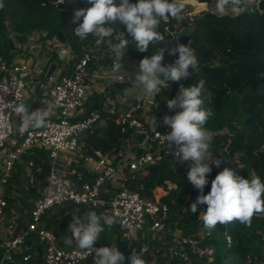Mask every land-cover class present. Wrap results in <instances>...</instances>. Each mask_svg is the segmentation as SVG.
Instances as JSON below:
<instances>
[{
	"label": "trees",
	"instance_id": "16d2710c",
	"mask_svg": "<svg viewBox=\"0 0 264 264\" xmlns=\"http://www.w3.org/2000/svg\"><path fill=\"white\" fill-rule=\"evenodd\" d=\"M58 1L60 0H0L3 5L0 7V56L8 65L13 62L10 53L14 42L23 45L27 36L40 30L50 31L52 36L62 32L65 36L72 55L69 64L60 61L56 56L49 62V64L57 62L59 66H66L61 73L64 76H69L73 72L71 67L78 62L83 51L94 46L92 35L82 40L74 33V28L77 26L73 23L74 12L90 7L88 0H64L61 6L58 5ZM196 1L199 6L206 4L207 8L195 13L194 6L185 3L181 13L183 19L177 21L170 18L168 27H174L178 33L191 30L190 49L197 57L198 66L193 75L182 78L179 82L169 81L163 88L167 100L161 104V112L155 115V119L162 120L167 114L175 115L180 111L179 108L170 110L167 107V101L174 99L178 94L180 82L184 87H191L203 80L204 86L201 90L203 107L210 109L213 114L205 125L212 135L209 149L212 153L211 157L221 159L223 169L228 163L239 161L234 170L238 175L249 179L255 174L264 181V6L259 10L260 4L246 0L241 4V11L238 14H233L230 10L226 14H219L215 10L216 0ZM130 2L136 3L137 0ZM116 3L118 5L120 0H116ZM114 27L117 32H124L125 37L130 41L120 58L123 62L128 60L140 62L146 56L150 58L159 48L166 49L163 66L175 61L169 54L171 44L175 42L174 35L169 30H165L162 22L158 30L165 36V41L155 45L150 44L146 52H140L131 43L133 38L127 34L125 25L117 21ZM113 56L112 53L106 55L109 62ZM95 98H92V103L96 101ZM156 101L160 103L161 99L157 98ZM127 139L138 145L142 141V136L132 129L123 131L120 125L104 116L81 137L80 141L84 143L86 149L111 155L124 150L123 145ZM226 144L229 148L228 152L224 153L222 150ZM145 147L146 145H142L137 153L145 152ZM38 149L33 148L24 155L26 162L31 159L35 161L32 170L35 172V183L27 190H21L19 185L27 181L30 173L23 164H15L9 187L5 189L12 206L17 205L20 214L16 235L26 231L34 207L31 200L40 197L36 189L43 188L46 184L49 165L45 152ZM132 151L136 150L133 148ZM34 155L39 157L35 158ZM239 165L242 166L241 169ZM184 166L182 164L181 167L170 169L168 165L152 164L145 170L125 169L124 177L117 182L107 180L101 192V198L105 200H109L113 192L123 189L140 191L151 196L152 191L157 187L165 188L167 184L173 185L175 189L162 200L169 208V216L165 220L163 232L167 229L170 231L166 234L155 233L156 239H152L150 234L148 236L150 238L142 239L139 236L136 240L130 241L123 238V232L114 221L111 226H104V231L95 245L117 247L125 256L124 264H130L132 251L140 254L141 249L148 246L147 253L141 256L147 264L152 255H159L157 249L163 243L162 237H165L167 259H159L157 264H180L178 258L170 253L172 232L182 231L185 236H193L197 239H200L198 234L208 233L209 236L205 237L202 245L215 247L213 260L209 262L206 256H199L188 249L192 264H225L226 262L244 264L245 257L249 254H253L260 261L263 260L264 213L255 214L250 226L234 221L226 225L217 224L212 230L206 229L200 215L206 211L207 205L198 204L196 212L191 211V204L196 201L200 192L188 181L187 172L190 167L185 169ZM211 169L212 171L207 175L208 184L203 193L205 195L210 191L211 181L216 176L214 167ZM89 210L91 209L88 207L63 204L46 211L41 221L44 227L56 234L60 247L69 250L76 244L74 241L71 245L66 243V240L72 238L68 225L74 214L82 217ZM225 232L232 237L230 249L225 243L223 247H218L219 236L221 235L224 240ZM25 244L30 249L17 256L18 264H44L46 245L39 240L38 235L35 233L27 235ZM2 254L0 249V259ZM27 254L31 255V258L23 262L22 257Z\"/></svg>",
	"mask_w": 264,
	"mask_h": 264
},
{
	"label": "built area",
	"instance_id": "2783aa9c",
	"mask_svg": "<svg viewBox=\"0 0 264 264\" xmlns=\"http://www.w3.org/2000/svg\"><path fill=\"white\" fill-rule=\"evenodd\" d=\"M256 3L259 5L261 0H257ZM63 4L64 0L63 3L61 0L58 1L59 6ZM162 23L168 31L170 21H162ZM50 36L49 31L34 32L29 36L31 49L45 39L44 46L50 53L54 52L55 48L49 43ZM11 37L13 38V35ZM92 37L94 46L90 47V50L83 51L72 74L70 76L53 75L44 85L47 90L48 104L54 114L48 115L42 126L36 127L33 122L25 131H21L19 117L12 112L11 106L15 102L26 100L28 86L36 80L41 68L33 60L24 59L8 65L0 59V123L6 125L0 128V249L3 252L0 264H18L17 256L30 249L25 244V239L31 233L37 234L39 240L46 245L44 264H96L94 252L89 255L77 246L69 250L63 249L59 245L56 234L44 227L41 220L45 212L63 204L88 207L99 214L103 212L111 214L126 240H136L139 236L146 239L150 238L148 237L150 234L154 237L155 233L163 232L165 220L169 216V208L162 200L167 198L175 187L167 184V187L158 188L151 196L142 194L140 191L123 189L113 192L112 197L105 200L101 198L105 182L118 180L125 169L145 170L152 164L168 165L170 169L184 164L185 169H188L192 164L191 161H179L175 153L177 146L172 144L169 147L163 139L162 136L171 131V128L164 124L163 119H153L147 124L149 129L143 122L140 112L142 108L154 107L155 115L161 112V104L165 102L163 98H159V95L162 94L164 87L156 96L141 95L136 89L139 95L138 103H129L127 110L120 112L116 118H112L115 124L123 128V131L132 129L142 136V141L133 147L138 150L142 145H146L145 152L139 154L137 151H132L126 154L123 150H119L111 155L95 152L97 158L86 154L84 145L80 141L81 137L103 116L110 117L115 114L111 106L84 112L91 87L94 88L93 84L98 82L105 87L114 86L117 83L132 86L131 81L136 72L134 70H139V62L135 60L123 62L115 56L110 60L109 66H106V55L111 53L108 50V44L105 49L103 43L97 44L96 38ZM109 39L105 37L104 41ZM28 48L29 45H27ZM92 51L98 54L97 59L93 57ZM181 85L183 84L180 82L178 89ZM157 98L161 99L160 103H157ZM167 116L172 115L169 113ZM129 143L130 140H126V145ZM33 148L47 151L49 172L45 178L46 184L41 196L34 201L26 231L16 235L20 214L13 213L12 217L6 220L10 202L5 189L9 185L15 164L21 162L22 157ZM228 148L229 145L226 144L222 151L227 153ZM66 155L83 156L81 166L90 175L91 181H85L81 172H76L75 178L71 176V173L63 166ZM211 155L209 150L208 157ZM27 165L33 168L35 163L29 161ZM34 180V175H30L29 181L33 183ZM169 231V229L166 230V232ZM171 236L170 253L178 258L180 264H192L188 249L199 256H206L209 262L213 260L215 247L202 245L205 237L209 236L208 233L198 234L200 239L185 236L182 231L172 232ZM224 243L228 249L232 247V237L227 232L224 234ZM186 246L189 247L186 248ZM94 248L99 246L94 244ZM148 249V246H144L140 254H145ZM262 251L264 253V245H262ZM30 258L31 255L27 254L22 257V260L27 262ZM243 263L264 264V259L260 261L253 254H249Z\"/></svg>",
	"mask_w": 264,
	"mask_h": 264
},
{
	"label": "clouds",
	"instance_id": "9594fccd",
	"mask_svg": "<svg viewBox=\"0 0 264 264\" xmlns=\"http://www.w3.org/2000/svg\"><path fill=\"white\" fill-rule=\"evenodd\" d=\"M245 2L246 0H216L215 10L219 14H226L229 10L238 14L241 4ZM88 3L90 7L74 12L73 23L77 24L74 28L75 35L82 40L92 35L100 45L104 43L105 37H109L108 50L117 58L124 55V50L130 44L124 32L116 31L114 25L117 21L126 26L135 48L146 52L150 44L165 41V36L158 30L161 22H167L170 18L182 20L181 13L185 7V0H137L136 3L120 0L118 5L116 0H88ZM2 6L0 2V7ZM165 50L159 48L150 58L146 56L139 62V70L131 81L133 91L138 89L141 95L156 96L169 81L179 82L187 77L190 66L197 68V57L189 47L183 45H178L169 52L170 55L179 53L178 59L163 66ZM203 86V80L196 86H180L176 97L167 101L170 110L179 108L180 111L172 116H164L163 122L171 131L167 135H160L169 147L172 144L177 146L175 153L179 161L192 162L187 178L199 190L200 195L191 204V211L196 212L198 204L207 205L206 211L200 215L204 227L212 230L217 224L226 225L234 221L250 226L255 214L264 213V181L258 176L253 174L245 179L225 167L211 181L210 191L203 194L208 184L207 175L212 171L208 163L212 135L205 125L213 115L210 109L203 107ZM29 108L30 105L25 100L11 106L12 112L19 117L21 131L29 129L33 122L36 127H40L46 121L47 112L29 111ZM3 127L6 125L0 123V128ZM222 162L221 159L214 160L217 167ZM113 223L111 214L106 212L97 215L95 211L89 210L82 217L74 214L68 225L72 238L66 240V243L71 245L74 241L79 249L89 255L94 252L96 264H124L125 256L117 247L94 248L104 226H111ZM130 264H145V261L140 254L132 251Z\"/></svg>",
	"mask_w": 264,
	"mask_h": 264
},
{
	"label": "crops",
	"instance_id": "0c3cea01",
	"mask_svg": "<svg viewBox=\"0 0 264 264\" xmlns=\"http://www.w3.org/2000/svg\"><path fill=\"white\" fill-rule=\"evenodd\" d=\"M50 39H51V42H49V43L52 45L53 48H55V51L52 53H50L48 48L46 46H44V43L46 41L45 39L40 41V43H37V45H35L34 48L32 47V49H31L30 38H29V36H27V39L23 45H20L16 41L14 42L13 50L11 51L10 55L13 56L12 64L14 62H18V61L27 59V60H33L34 63L38 64V66L41 68V72L38 74V77L36 78V80H34V82L29 84V86H28L25 101L27 102V104L30 105L29 111L41 110V112H47L48 115H53L54 112L51 111V108H50V106L48 104V100H47V90H46V87H44V85H46V81H47V79L45 78V75H46L48 66L51 64V63L49 64V62L53 59V57H51V55L53 54V56L55 57V55H57V53H59L60 48H62L63 45L58 40L57 36L51 35ZM41 42H42V44H41ZM27 45H29L28 49H27ZM64 48L66 51V60L64 62H67L68 60L70 61L72 59L71 50H70V47L68 45V42L66 43V45H64ZM34 51L37 53L35 54ZM68 55H69V57H68ZM0 59L5 64H8V63H6V61L4 60L3 57L0 56ZM105 63H106L105 64L106 66H109V60L107 59V57L105 58ZM0 65H1V62H0ZM75 65H76V63L74 64L73 67H71V71L74 70ZM65 67L66 66L63 65L62 69H60L59 71L57 69L55 71L54 75L55 76H58V75L64 76L61 73L64 71ZM72 68H73V70H72ZM134 71L137 72L138 70H134ZM101 85L102 84L100 82H98V83L93 84L94 88L91 87V92L87 98V102H86V105L84 108V112H88L94 108H104L105 106H111V108L115 110V114H113L110 117H108V116H105V117L112 120V118H116L120 112L127 110L129 103L134 102L135 104H137L139 101V99H138L139 95L136 91H133L131 89V87H132L131 85L129 87L125 88L124 90L117 89L115 87L116 84L114 86L111 85L109 87H105V86H101ZM93 89H94V92H93ZM125 96H127V97H125ZM92 98L96 99V101L94 103H92ZM88 104L90 105L89 107H88ZM140 106H142L141 102H140ZM140 112L143 116V122L145 123V126H147V124L151 123V121L153 119H155V108L154 107L142 108V110H140ZM135 133H137V132L135 131ZM81 143L84 145V143L82 141H81ZM125 144H126V142H125ZM133 146H136V145H134L130 140L129 145H126L125 149L123 148L124 149L123 151L127 154H130V153H132V149L134 148ZM84 148H85V145H84ZM134 149L137 151L136 148H134ZM85 150H86L85 151L86 154H88L87 151L91 150V149L85 148ZM94 152H96V151H94ZM34 157L38 158L39 156L34 155ZM79 157H81V156H79ZM21 160H22L21 162H17L16 164H21V165L23 164V166H25L30 173L29 177H30V175H34V178L36 179L35 172L34 171L32 172V170L34 169L35 166L33 168H30L27 165L30 160L28 162H26L24 156L22 157ZM31 161H33L35 163V161L33 159H31ZM48 161L49 160L47 159V162ZM81 162L82 161L78 159V156L76 158L75 156H72V155H66L64 160H63V166L66 170H68L71 173V176L73 178L76 177L75 176L76 172H81L83 174V179L85 180V178H87L85 181H91L90 175L87 174L86 170L82 168ZM48 164H49V162H48ZM29 177L27 178L26 182L19 185L21 190L22 189L27 190L30 187V185L35 183V180L33 183H31L29 181ZM123 177H124V174L122 176H120L119 179H121ZM118 180H116L114 182H117ZM8 187H9V185L7 186V188ZM158 188L159 187L154 189L152 191V194L155 193ZM42 190H43V188H40V187H38L36 189L37 193H39L40 196H41ZM7 198L10 202V205H9L7 212H6V220H9V218L12 217L13 213L19 214V212H18V206L16 205V207H13L11 199L8 196H7ZM35 200H36L35 198L31 200V201H33V204H34Z\"/></svg>",
	"mask_w": 264,
	"mask_h": 264
},
{
	"label": "water",
	"instance_id": "95a60500",
	"mask_svg": "<svg viewBox=\"0 0 264 264\" xmlns=\"http://www.w3.org/2000/svg\"><path fill=\"white\" fill-rule=\"evenodd\" d=\"M186 3L191 4L192 6L198 5V2L196 0H187ZM263 6H264V1L260 3L259 10H262ZM201 7L206 8V4H203L202 6H199V5L196 6V8L198 10H200ZM169 31L171 32L172 35H174V40H175V42L171 44V49L176 48L178 45H183V46L190 48V44H191V40H192V33H191L190 29L185 31V32H179L178 33L175 31L174 27L171 26V27H169ZM57 38L60 41V43L63 45L62 48H60V51L58 53V57H59L60 61L64 62L66 60V51H65L64 45H66L67 40H66V38L62 32H58ZM106 46H107V40L104 41L103 48L106 49ZM178 56H179V53H176V55H172L174 60L178 59ZM58 67H59V64L57 62L51 63L47 68L45 78L49 79L51 76H53L55 71L58 69ZM195 71L196 70L190 66L188 69V75L187 76L193 75L195 73ZM129 86H130V84H119V83L115 85V87L119 90H124L125 88H127ZM125 147H126V144L123 145L124 149H125ZM87 153H88V155H90L94 158H97V156L93 150H88ZM227 167L232 169V170H235L237 168V163L236 162H230L227 164Z\"/></svg>",
	"mask_w": 264,
	"mask_h": 264
},
{
	"label": "rangeland",
	"instance_id": "374dc122",
	"mask_svg": "<svg viewBox=\"0 0 264 264\" xmlns=\"http://www.w3.org/2000/svg\"><path fill=\"white\" fill-rule=\"evenodd\" d=\"M186 1L187 0H185V3H186ZM251 1V3H253V4H255L256 2H257V0H250ZM196 6H198V5H196ZM196 6H194L193 8L195 9V13H197V12H200L201 10H204V9H206L207 8V5H206V8H203V7H201V9L200 10H198L197 8H196ZM191 15V13H188V15ZM33 34V33H32ZM31 34V35H32ZM30 36V35H29ZM173 38H174V36H173ZM88 50H90V48H88ZM92 53V55H93V57L95 58V59H97L99 56H98V54L97 53H95L94 51H92L91 52ZM56 57H58V53H57V55H55ZM51 57H53L54 58V56H53V54L51 55ZM68 57H69V55H68ZM59 58V57H58ZM47 60V59H46ZM45 60V61H46ZM68 63H69V60L67 61ZM60 69H62V66H59V68H58V71L60 70ZM160 97L159 98H163V100H164V102H166V98L167 97H165L164 96V90H163V92H162V94L161 95H159ZM125 97H127V96H125ZM130 97V96H129ZM128 97V98H129ZM39 151H40V149H38ZM43 152H45V156L47 157V151L46 150H44V149H41ZM223 152V151H222ZM77 158V157H76ZM78 159L79 160H83V156H81V157H79L78 156ZM208 159H209V161H208V163H209V165L211 166V167H214V173H215V175H217L220 171H222L223 170V168H222V166L220 165L219 167H217L216 165H215V163H214V160L215 159H218V158H213V157H208ZM238 164L240 163L239 161L237 162ZM239 168L241 169L242 168V166L241 165H239ZM198 190V189H197ZM220 238H219V243H218V247L219 248H221V247H223L224 246V240H223V238H222V236L220 235L219 236ZM155 237H152V239H154ZM156 239V238H155ZM160 239V238H159ZM161 240V239H160ZM163 243L160 245V247L157 249V254H159V255H152V257H151V259L148 261V263L147 264H157V262H158V260L159 259H161V260H165V259H167L166 257H167V249L165 248V246L167 245V241H166V238L165 237H162V240H161ZM147 253V252H146ZM145 253V254H146ZM145 254H143V255H141V256H144ZM169 257H170V255H169ZM228 263H230V262H228ZM227 263V264H228ZM145 264H146V262H145Z\"/></svg>",
	"mask_w": 264,
	"mask_h": 264
}]
</instances>
